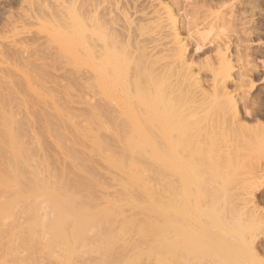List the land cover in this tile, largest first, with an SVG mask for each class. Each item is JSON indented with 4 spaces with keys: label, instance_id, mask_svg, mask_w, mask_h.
Listing matches in <instances>:
<instances>
[{
    "label": "rangeland",
    "instance_id": "rangeland-1",
    "mask_svg": "<svg viewBox=\"0 0 264 264\" xmlns=\"http://www.w3.org/2000/svg\"><path fill=\"white\" fill-rule=\"evenodd\" d=\"M24 3L0 0V32ZM242 3L259 12L251 26L253 42H264V0ZM44 43L34 46L28 63L13 61L19 72H30L29 83L19 79L12 94L0 96L1 109L13 119L12 137L0 122V264H264V45L245 53L232 44L227 53L233 64L249 53L260 71L244 83L254 116L247 117L236 100L235 110L251 130L242 126L226 136L204 129L219 122L223 110L194 103L201 95L193 87L209 82L206 72H195V80L175 87L171 96L164 92L177 72H170L172 78L169 72H147V66L137 72L132 55L133 69L118 49L107 57L111 63L105 56L100 65L99 59L70 58L54 42ZM209 45L191 46L188 56L197 64L213 62L215 47ZM98 64L133 71L101 72V92ZM234 69L224 72L230 91ZM123 91L130 122L112 107L114 92L122 97ZM151 120L175 129L173 137L144 138L131 130L148 129ZM246 190L255 192L253 201L244 197Z\"/></svg>",
    "mask_w": 264,
    "mask_h": 264
},
{
    "label": "bare ground",
    "instance_id": "bare-ground-1",
    "mask_svg": "<svg viewBox=\"0 0 264 264\" xmlns=\"http://www.w3.org/2000/svg\"><path fill=\"white\" fill-rule=\"evenodd\" d=\"M243 3L242 0H25V3L23 4L25 8H23L21 12L19 11L21 9H19L18 14H15L16 17L13 18L11 16V19L8 20L9 22H7L8 28L0 32V96H3L7 92V90H9L8 93L11 92L12 94L15 91V86L19 79H21L24 83H29L28 74L30 72H19L18 70H16V67H13L12 65L17 60L23 64L28 63L30 61V54L33 49L35 50L36 47L34 46L36 45H38L39 47L40 45L42 46L44 42H54L55 46L57 47L56 50H59L58 52L61 51L63 54L67 53L66 55L64 54L65 56L69 54L70 58H83V60L86 56H90L94 60L99 59L100 61H97L99 64L100 62L103 63V59L105 58V56V62L111 63V60H107V57L109 58V55H111L114 50L117 51L118 49V51H121L123 55L127 53L126 57L128 59H125L128 60V63H126L125 65H127L129 68L132 67V69L134 66L135 69L133 70L137 72L139 71L138 69L143 66H147V68L149 69L148 70L146 68L148 70L147 72H155V74L156 72H177V76L175 75L176 80H173L174 82H171L172 84L170 83L168 90L166 89V92L164 93H175L178 89H175V87L179 85H186V83L188 84L189 78L190 80H192V78L195 80V72H206L205 75L207 74V76H210L206 77L210 78L211 80L209 79V82L206 81V85H198V88H196L195 85V87H193L194 89L191 88L193 90L198 89L196 91L201 95L200 96L198 94L200 96V98L198 97V102L196 100L197 98L195 99L196 101L193 97V99H191L195 101V106L197 103L198 106L201 105L199 104V100L200 103L201 101L202 103L204 102V105H206L207 103V105L209 106L206 105L207 108L204 106L206 109H209L211 105V109L215 105L216 107L218 106V108H221L219 111L223 110L221 111L223 112V117H219L216 113L215 115L218 116L219 122L213 123L211 121V123L209 122L208 126L205 123L206 127L203 128L205 129L206 133H204H209L210 135V133L213 134L215 132L219 134L221 133L220 135H228L230 133L235 134L236 132L237 135V131H240L239 129L242 126H245L246 130L249 129H247L246 127V122L244 123V121L241 120L240 117L242 115L239 117V113L237 112V110H235L237 108L236 104L239 103H236V100H239L240 103L242 102V108L246 111H249V115L246 114L247 117L254 116L253 112H255L254 109L256 107L254 106L255 108L253 109V107L250 106L253 102L249 104L251 99H246L247 97L245 96H247V93L244 89V83L248 81L250 77L253 76V74H257L260 70L259 66H257L254 60L250 58V55H248L249 53L244 55L241 54V57H239V55L236 56V61L234 62V64L231 62V58H229L232 55L230 56L229 54L228 57L227 53L229 52L232 44H236L237 47L240 46L241 49H238L245 50V53L247 49L253 47L254 44L260 47L264 45V42H253L254 30H252L251 26L253 21H255V16L257 17V14H259V12L255 10L254 6H251V3V5ZM239 8H241V10L243 11L240 14ZM237 9H239V11H237ZM206 43H209L210 45L215 47V52H213V56H215V58L213 59V62L209 61L210 63H206L205 65L203 63L197 64L196 61V63H194L188 56L189 48L191 46H196L199 48L200 46H204V44ZM123 51H125V53ZM119 52H117L116 54L119 55ZM129 54H131L132 56L130 57ZM118 55H112L111 57L114 56L112 58V61H116L117 63V61L121 59L120 57H118ZM128 55L133 59V63H130L132 62V60L129 61ZM115 57H118L119 59L117 60V58ZM121 57L124 58V56L122 55ZM114 58L115 60H113ZM121 61L122 59L119 62L123 65V63L125 62L122 63ZM97 62H95V65L97 64ZM119 62L117 63V65H119ZM113 63L115 64V62ZM129 63L130 65H134L130 66ZM114 64H110L109 66L106 65L107 67L104 66V68L103 66H100L102 65L100 64L98 66V69L96 68L95 71L98 72V74H101V72L114 73L117 71H133L125 68V70H117V65L115 66ZM122 65L121 67L123 68L124 65ZM84 67L86 68V66ZM89 68L91 69L92 67H88L87 69ZM87 69L81 71L86 70L85 72H88L89 70ZM233 69V72H237V75L235 74V76L233 75V78H231L230 80L228 79L231 82L230 84L233 85H231L233 89H231L232 91H230L228 90L229 88H227L226 85L227 77L225 76L224 72L230 73ZM262 69V71L264 72V68ZM141 71H143V69ZM104 76L102 73L101 75L96 77V86L98 85L97 87L101 89V92L102 90H105L103 89L105 88ZM151 76L149 78H151ZM156 76L154 75L153 77L156 78ZM172 76L173 73L171 75V78ZM229 76L230 75H228V77ZM198 78L199 76L196 79ZM154 80L149 79L150 82ZM251 80L252 79H250L249 81ZM251 82L249 83L251 84ZM143 84L145 83L143 82ZM147 84H149L148 81ZM126 86H128V84ZM143 86V89H147L145 85ZM164 86L165 85H163L162 87ZM136 87H134V89ZM142 87H140V89ZM182 88L180 90H182ZM143 89L140 91H143ZM154 89H152V91H154ZM149 90H151V87ZM2 92L5 93L2 94ZM191 93H194V91ZM114 94L115 96L113 97L114 102L112 103V107L118 106V108H116L119 109L118 111L121 113L119 117L124 118L126 122H130L131 120L133 121L132 112H130L125 106L126 102L128 101V91L124 92V95L122 97H119L120 95H122V93L118 95V92H114ZM189 94L190 92L187 95L189 96ZM195 94L197 93L195 92ZM178 95L181 96V94ZM205 98L206 100H204ZM180 99L178 100L180 101ZM0 100L2 101V99ZM110 100L107 101L109 102ZM167 100L169 101V99ZM148 102H151V100H149ZM186 102L187 101H185V103ZM208 102H211V105L208 104ZM194 103L192 105H194ZM2 104L0 103V110H2L0 111V122L4 123L2 124L5 126L4 130L5 132H7V135L12 137L13 131L11 122L13 121V119L11 118V121L9 116H6L8 115V113L5 114L7 109L5 108L6 110L3 111L4 107ZM186 105L189 106L188 104ZM153 107H155L156 109L155 105ZM151 109L153 110L154 108ZM157 110L158 109H156V111ZM188 110L190 112V108ZM198 112L201 111L197 110V113ZM221 112L219 113L221 114ZM190 113H192V111ZM116 118H118V116ZM151 122L154 121L151 120ZM159 123H151L150 126H147L149 128L145 130L140 128L136 129L134 127H132L131 130L136 133V136L148 135L149 137L157 135V137H159L162 134V136H166L167 134H169L171 137H173L172 135L175 129L169 128L170 130H165V127L160 126V124L162 123ZM129 124L133 125V122ZM219 126H221V129ZM253 128H255V125ZM253 128L252 131L254 130ZM242 129L243 127L241 128V132L244 130ZM146 136L144 138H146ZM148 137L147 139H149ZM11 149H13V147ZM258 168L260 169L261 166L259 165ZM262 169L263 166L260 170ZM11 181V184L15 183L14 180ZM14 186H17L16 183L14 184ZM11 188L14 187L12 186ZM252 189V191H254V189L256 190V188ZM248 190H246L245 192H247ZM245 192L244 194H246ZM248 193L249 191L247 192V194ZM254 193L255 192H250V195L248 194V196L244 197L247 198L250 196L249 199L251 198L253 201L255 198ZM0 199H2V197Z\"/></svg>",
    "mask_w": 264,
    "mask_h": 264
}]
</instances>
